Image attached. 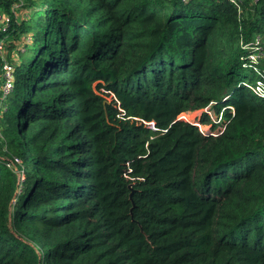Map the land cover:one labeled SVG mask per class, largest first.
<instances>
[{
  "label": "trees",
  "instance_id": "16d2710c",
  "mask_svg": "<svg viewBox=\"0 0 264 264\" xmlns=\"http://www.w3.org/2000/svg\"><path fill=\"white\" fill-rule=\"evenodd\" d=\"M0 17V264H264V98L248 69L231 87L255 38L264 65V0ZM210 101L233 108L219 134L176 120Z\"/></svg>",
  "mask_w": 264,
  "mask_h": 264
},
{
  "label": "built area",
  "instance_id": "2783aa9c",
  "mask_svg": "<svg viewBox=\"0 0 264 264\" xmlns=\"http://www.w3.org/2000/svg\"><path fill=\"white\" fill-rule=\"evenodd\" d=\"M14 7H17V5H14ZM1 22L2 18L0 17V24ZM242 49L246 50L247 52L244 56L240 57L241 68L248 69L252 72L253 75L251 80L247 79L245 81H241L239 84L245 86L254 97L262 99L264 98V65L260 64V67H258L260 60L263 57L262 51L258 46V39L255 38L253 42H249L243 45ZM10 71V65L7 64V62L3 61L0 75V88L3 95L6 94L11 88ZM214 104V101H210L197 112L199 116L201 114H204L206 116L208 120L206 123H201L199 122V118H196L198 123H196V125L192 124L193 126L197 127L199 132L203 135L214 136L222 132L226 124V120H224L223 118V112L225 111V109H228L227 111L229 114L233 113V108L231 105H223L219 109L214 110L212 107ZM189 111L190 110L179 113L176 117V120L186 121ZM195 117L196 116L194 115L189 119H195ZM201 126H203L202 130ZM14 160L18 161V159L16 158ZM9 162L11 161H6V165H9Z\"/></svg>",
  "mask_w": 264,
  "mask_h": 264
},
{
  "label": "rangeland",
  "instance_id": "374dc122",
  "mask_svg": "<svg viewBox=\"0 0 264 264\" xmlns=\"http://www.w3.org/2000/svg\"><path fill=\"white\" fill-rule=\"evenodd\" d=\"M16 13L17 14H19V13H22V12H20V11H16ZM246 74H247V71L245 70V69H242V68H238L237 69V71H236V75L234 76V82L231 84V87H234L235 86V84H237V83H239V81L240 80H242L243 78H244V76H246ZM105 100H109V98L108 97H105ZM205 106V105H204ZM201 109V108H200ZM200 109H196V110H190L189 111V114H188V118H186V121H184L185 123H188V124H190V125H196V123H198L197 122V120H196V118H199L200 116L198 115V111L200 110ZM196 116L195 117V119H189L190 117H192V116ZM190 122V123H189ZM200 122V121H199ZM195 127V126H194ZM202 127L203 126H201V130H202ZM196 128V130H198V128L197 127H195ZM199 131V130H198Z\"/></svg>",
  "mask_w": 264,
  "mask_h": 264
}]
</instances>
